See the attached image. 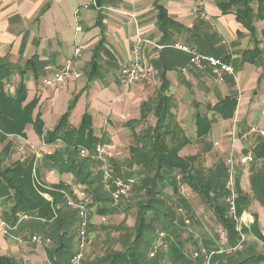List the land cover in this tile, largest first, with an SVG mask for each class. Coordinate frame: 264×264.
<instances>
[{
	"label": "crops",
	"instance_id": "obj_1",
	"mask_svg": "<svg viewBox=\"0 0 264 264\" xmlns=\"http://www.w3.org/2000/svg\"><path fill=\"white\" fill-rule=\"evenodd\" d=\"M96 1L98 8L90 4L91 0H0V62H6L11 71L4 81L5 91L14 95L22 83L26 87L27 102L33 97L38 99L32 113L34 117L41 114L45 130L52 129L58 121L61 113L54 114L52 108L61 95L64 94L66 108L71 97L80 94L76 115L70 111V126L78 127L84 112H88L99 140L97 144L103 145L108 156L114 158L127 156L130 147L135 145L127 121L140 118L144 110L145 122L153 123V107L158 93L164 91L172 96L171 111L183 135L189 139L179 153L194 156L192 167L195 172L208 173L211 170L214 175L216 156L225 161L234 157L236 161L233 162L241 166L239 157L250 151L253 153L251 168L245 166L238 169L237 175L232 173L237 196L246 197L245 192L250 193L251 183L261 179L259 176L264 166L263 158L254 154L256 148L264 144V137L249 133L250 126L264 130V18L253 16L255 34L252 35L235 20L233 12H221L216 3L218 0ZM252 5L256 10V4ZM159 6L166 11L162 22L157 19ZM137 34L164 47L157 49L147 42L140 51L141 59L154 66V81L128 84L121 80L118 70L121 64L132 58L131 48ZM174 43L192 46L203 54L227 58L232 64L233 75H226L223 82L216 83L209 69L200 71L188 65V55L170 47ZM75 47L81 48L75 60V68L81 76L60 86L42 84L51 75L52 68L73 55ZM253 47L260 50V55L253 62L242 60L244 50ZM225 96L236 98V109L231 118H222L207 107ZM50 100L51 112L44 108ZM196 111L211 121V128L203 137L195 135L193 121ZM24 128V136L5 134L4 140H0V151L7 142L10 143L9 157L5 162L27 159L25 153L28 151L31 153L29 157L34 158V152L39 151L43 157L35 164L33 160V166L40 183L49 186L62 182L70 190L74 189L73 196L76 197V189L83 184L76 183L72 173L60 170L45 159V155L53 152L59 144H44L31 124ZM123 147H127L126 153H123ZM14 156L18 157L15 159ZM135 169L139 170L138 164ZM223 183L224 179L219 186ZM189 191L192 193L190 188ZM260 195L252 208L244 205L243 213L249 215V222L244 224L247 243L244 242L237 251L243 252L242 258L254 253L264 254V240L251 230L256 218V230L264 236V217L259 216L264 194ZM43 196L48 197L47 194ZM184 196L193 206V196L187 193ZM2 211L4 206L0 200L1 215ZM97 217L98 214H94L91 218L92 225L96 224ZM32 220L20 221L12 234L26 240L27 264L37 260L44 263L48 260L43 249L45 245L33 243L30 239L43 231L39 226L35 227ZM17 244L22 241L18 243L11 236L0 233V255L18 260ZM225 260L227 262L222 264H235L239 258ZM254 264H264V261Z\"/></svg>",
	"mask_w": 264,
	"mask_h": 264
},
{
	"label": "trees",
	"instance_id": "obj_2",
	"mask_svg": "<svg viewBox=\"0 0 264 264\" xmlns=\"http://www.w3.org/2000/svg\"><path fill=\"white\" fill-rule=\"evenodd\" d=\"M216 3L222 13L233 12L235 20L252 35L255 34L253 16L255 15L258 19L264 18V0H218ZM252 4H256V10L253 9ZM158 8L157 19L162 22L166 18V11L161 6ZM260 53L257 47L244 50L242 60L253 62ZM222 59L228 61L227 58ZM262 68L264 75V65ZM10 73L8 64L3 61L0 62V140H4L5 134L24 136V127L27 124H31L44 144H59L53 152L45 155V159L49 160L60 170L72 173L77 182L88 188L93 198L92 204L96 205L97 213L114 214L115 208L111 206L113 198L110 194H105L102 183L97 182L93 178V168L96 165L95 157L91 154L87 156L79 155L80 148H85L91 152L99 142L91 125V115L88 112H84L76 128L70 126L68 122L70 111L77 100V94L72 102L68 104L67 109L53 128L45 130L41 114L37 113L34 117L32 113L38 99L33 97L31 101L27 102L26 87L22 83L19 84L14 95H10L5 91L4 81L9 77ZM171 101V95L166 94L164 91L159 92L156 104L153 107V123L147 124L145 122L147 116L144 110L140 118L129 120L126 123L132 131L133 139H135V145L130 147V153H132L130 160L134 161V163L142 164L149 170L152 167L155 168L154 175L151 177L152 185L147 189L146 197L138 202L137 221L135 223L137 227L135 236L132 239V245L124 250L109 252L106 256L95 259V261H91L88 264H147L150 258L166 256L170 257L172 264H189V260L185 258L186 252L181 247L180 241L173 238L174 236L177 237L174 232L175 226L172 224L174 219L173 210L157 195L162 194V192L156 189V184L160 182L162 186H165L164 173L166 171L164 172V170H167V172L177 171L180 182L185 183L192 192L201 194L202 198L206 200L210 197L209 193L211 191L216 199L226 193V189L224 191L222 188L223 185L213 190L210 179L204 182L195 174L196 172L192 167L194 156L180 155L179 150L189 143V139L183 135V130L175 120V116L171 111ZM207 107L211 108L222 118H231L236 109V98L225 96L213 106L207 105ZM193 122L195 123V135L197 137H203L211 128L210 119L199 111L195 112ZM137 128L139 129L137 130ZM256 149L257 151H254L255 156L262 157L264 160V144L259 145ZM9 152L10 143L7 142L0 151V200L3 204L7 202L10 204L7 213L4 215L5 221L14 226L18 221L19 214L30 215L34 221L33 225L42 228L43 235L50 238L52 242L51 249L46 251L50 264H71L75 249L70 250L69 245L64 241L68 233L66 225L70 222L68 221L70 216L64 215L62 213L63 207L58 206L64 203L65 199L62 192H70L69 186L62 184V182L49 184V186L37 182L36 185L32 176L34 158L6 163L5 160L8 158ZM262 169H264V166ZM216 179L218 178L216 177ZM169 183L178 207L181 206L191 214L192 209L187 198L178 192L176 178H170ZM237 185L238 180L236 182ZM43 194H47L50 200L44 197ZM209 201L208 203L215 210L217 221L220 222L222 228L227 232V244L234 246L239 240V236L234 231L235 222L227 216V209L224 206L216 203V201ZM245 201L246 197L244 195L237 196V214L240 215L243 212ZM68 207L70 208V206ZM253 221L252 233L254 232L260 239L264 240V236L256 230L258 221H256V218ZM156 223L161 225L162 231H165L164 242L168 251L167 254L159 252L155 256L150 257L145 254V249L150 244V237L142 239V236L145 230L151 229V224ZM77 230L78 227L76 233ZM243 231L246 232L245 227ZM223 256L221 254H213L209 264L227 262L226 260L224 261L225 257ZM230 258L231 256L227 259ZM195 259L198 264L204 263L202 257ZM260 261H264V254L254 253L240 259L235 264H254ZM0 264L20 263L9 255H0Z\"/></svg>",
	"mask_w": 264,
	"mask_h": 264
},
{
	"label": "rangeland",
	"instance_id": "obj_3",
	"mask_svg": "<svg viewBox=\"0 0 264 264\" xmlns=\"http://www.w3.org/2000/svg\"><path fill=\"white\" fill-rule=\"evenodd\" d=\"M75 95L77 97V100L75 102L74 107L71 109V111L73 110L74 112L73 115H76L75 114L76 110L79 108L77 104L78 102H80V98H79L80 94L75 93L68 102V103L72 102ZM51 107H52V101L50 100L48 101V103L46 104L44 108L46 111L49 110L51 112ZM66 109L67 107L65 108L64 94H62L60 99L57 101V104L55 105V107L52 108V111L54 112V114L61 113L58 118L59 120L61 115L65 112ZM10 142L13 143L12 140ZM13 145L16 148H18V146L15 145V143H13ZM122 149L124 151L123 153H126L125 150L127 149V147H123ZM109 152L111 154L112 151L109 150ZM17 153H19V151L15 152L16 155ZM25 154L27 155V158H31L29 157L31 154L30 151L26 152ZM14 157L16 159V157L18 156H14ZM216 157H217V161L214 162V165H217V167L215 168V171L213 172V174L215 173L214 175L211 174V170L208 171V173L206 171H203L201 173L196 172L197 176L200 177V179L203 180L204 182L208 181V179L211 180L212 185H213L212 186L213 190L218 189L219 185L221 184V181L224 179L222 188L225 191L226 184L228 181L227 179L228 174L232 172L234 175L235 174L237 175L238 169L242 170L241 168H244L245 166L246 167L248 166L251 168V166L253 165V163H251L248 165L240 164L241 166H238V164L234 163L236 161V158L233 157L232 160L234 161L233 162L234 165L232 166V164H230L229 162L230 159L225 161V159L223 160L222 158H219V156H216ZM95 159H96V165L93 168L94 169L93 174H92L93 178L97 182L102 183V187H103V190L105 191V194H110V191L106 189L105 183L102 182V169H100V167L103 161L98 158H95ZM12 162L14 161H9L8 163H12ZM104 162L108 164V167L111 169V174L114 178H121V177L124 179L133 178L136 183L134 184L132 190L129 192L127 196L123 197L118 203L113 201L111 206L115 208L114 214L97 213L95 204H94L95 206L91 208V206H93V204L91 203L93 201V198L88 188L85 185H82V186H79L78 189H76L77 192L79 190L84 191L90 200V204L87 205L86 212H87V220H89L88 232L91 237V242L82 250L81 252L82 257H81L80 264H88L91 261H95V259L106 256L107 254H109V252L116 251V250H124L128 246L132 245V241H133L132 239L135 236V229L137 227L135 223L137 221L138 202L141 201L144 197H146L145 196L146 191L148 188H150L153 182L151 180V177H153L154 175L155 168L152 167L149 170V168L142 166V164L134 163V161L130 160V153L127 156L120 155L119 158H114L113 155L112 157L111 156L109 157L107 154L104 158ZM137 164L139 165V170L135 169V166ZM34 168L36 167L33 166L32 168V171H33L32 176H33L34 183L37 185V182L40 183V181L38 180L37 171L36 169L34 170ZM263 171L260 173V176H259L261 177V179L256 182L251 183L250 193L245 192L247 200L245 201L244 205H246V207L249 206L252 208V206H254L252 204L255 203L259 197H261L260 194H264L262 192L264 188ZM164 172H165L164 173L165 186H162L160 182L156 184V189L162 192V194H157V195L163 201L167 203L169 208L173 210V213H174L173 221L176 219L178 220L176 221V223L175 222L172 223L175 226L174 232L177 236V237L174 236L173 238H176V240L180 241L181 247L183 248L184 252H186L185 258L189 260L188 263L198 264L196 259L193 257V251H196L200 248H204L205 250L209 251L212 248V246L214 248L225 246L219 237V232H220V229L222 228L220 227V224L216 219L215 210L210 206L208 201L209 200H210L209 202L216 201V203H219L220 205L224 206V208H226V193H224L223 191L224 194L217 197L216 199V197H213L214 194H212V191H211L209 193L210 197L208 198V200H206L202 198V195L197 192L190 193L188 186L184 183L185 188H184L183 193H181L180 191L178 192L181 195H184L185 193L192 195L194 198L192 200L193 206L196 209V211H194L195 209L193 208L192 204L189 203L192 209L191 214H189L186 210H184L186 214V219H188L189 221L188 222L189 224H186L183 222L182 218H179L177 216L178 213H177L176 207H178V205L176 203L175 196L172 195V188L169 183L170 178L172 179L176 178L177 182H179L178 180L179 174L177 171L167 172V170H164ZM212 176L218 177V179L213 178ZM76 183H79V182H76ZM73 192H74V189L71 188L70 192L69 193L67 192L66 194H68L69 197L74 200V202H78V199L75 196H73L74 194ZM46 198L50 200L49 197H46ZM64 199H65V195H64ZM65 201L64 203H61L63 207L62 213L64 215L70 216V220H68L70 222L67 223L66 225L68 233L64 241L67 242V244L69 245V249L73 250L75 249V245H76V242H75L76 241V229L78 227V223L80 219H79V214L77 213L76 209H73L70 207L72 209L71 211V209L66 205ZM9 205L10 204L8 202L6 204H3L4 211H2V215L4 219H5L4 215L7 213ZM261 205L263 207L260 206L261 212H259V216L264 217V205L263 204ZM94 214L96 215L98 214V217H97L96 224L92 225L91 218L94 216ZM246 216H249V215L246 214ZM103 218L105 220H102ZM151 225H152L151 229L145 230L144 235L142 236V239L150 237V244L148 248L145 249L146 256L148 255L150 256L149 252L152 247V242L155 240L154 238L157 236V234L160 231H162L160 224L156 223V224H151ZM163 232L165 233V231ZM40 233H43V232H40ZM18 236L21 239L22 244H17L19 247V251H20V255H19L20 257L18 260L16 259L15 260L20 264H27L29 261H27L25 258L26 250L24 248L26 247V243H25L26 240L23 238V236H20V235ZM164 240L165 239H163L162 237V243L164 244L161 245L157 253L163 252L167 254L168 249L166 250L167 245L164 242ZM51 246L52 245H48V246L45 245L43 247L45 253L47 250L51 249ZM237 251L232 252L231 254H225V255L221 254V255H224L223 257L225 258H228L229 256H231V258L229 259L230 261H233L232 258L236 260L237 258H239L240 260L242 259L244 255L242 251H239V252ZM48 260H46L44 263L38 260L37 262L34 261L32 263L33 264H50ZM168 263L172 264L169 256L162 257V258H157V257L150 258L147 262V264H168Z\"/></svg>",
	"mask_w": 264,
	"mask_h": 264
},
{
	"label": "built area",
	"instance_id": "obj_4",
	"mask_svg": "<svg viewBox=\"0 0 264 264\" xmlns=\"http://www.w3.org/2000/svg\"><path fill=\"white\" fill-rule=\"evenodd\" d=\"M90 4L94 6L95 8H98L97 1L91 0ZM133 17V16H132ZM206 17V16H205ZM207 18V17H206ZM135 41L133 42L131 52H132V58L127 61L124 64H121L118 70L119 77L122 81L128 84L132 83H147V82H153L154 81V74L155 69L154 66H152L149 62H144L141 59V48L144 44L147 42L152 43L157 49H160L164 47L163 45L154 44L152 41L148 40L146 37H142L140 34H137ZM171 48L180 50L188 55V65H193L200 71H204V69H209L213 78L215 79L216 83H221L224 81V77L226 75H233V67L232 64L229 61L223 60L221 57H216L209 54H203L199 50H196L192 46H187L181 43H174L170 46ZM81 48L75 47L73 51V55L66 58L63 63L60 64V66L52 68L51 75L46 77L42 81V84L45 86H60L66 84V82L75 77H80L81 73L75 68V60L80 55ZM255 133L262 137H264V130L260 129L258 126H250L249 127V133ZM88 154L93 155L95 158H98L102 160V165L100 169H102V182L105 183L106 189L110 191V196L113 198L114 202H119L123 197L127 196L129 192L132 190L134 184L136 183L133 178H114L111 174V169L108 167V164L104 162V158L107 155V149L101 145L97 144L91 152H89L85 148H80L79 155L81 156H87ZM34 164L37 160H40L43 156L39 151H35L34 154ZM254 155L253 153L247 152L242 154L239 157V163L243 165L251 164L253 161ZM230 164H233L232 158H229ZM179 178V176H178ZM228 181L226 184V208H227V216L235 222L234 231L239 236V240L234 246H229L227 244L228 236L225 229H220L219 237L221 241L224 243V247H218V248H211L209 251L205 250L204 248H200L196 251H193V257H202L204 263L203 264H209L211 256L213 254H231L232 252H235L239 250V248L242 246V244L246 240V236L244 235L243 228L245 227L244 224L246 222H249L248 217L243 212L239 215L237 214V207H236V201H237V193L235 188V178H233L232 172L228 174ZM179 180V179H178ZM184 183L178 182V191L183 193L184 191ZM76 198L78 199V202H74L72 198L69 197L68 194H65L66 203L68 206H70L73 209H76L77 213L79 214V223H78V230L76 233V246L73 253V257L71 259V264H80L81 261V252L82 250L91 242V237L88 232V223L89 220H87V205L90 204V200L87 197V194L84 191L79 190L76 194ZM178 217L182 218L183 222L186 224H189L188 219H186L185 209H183L181 206L176 207ZM31 218L30 215L27 214H21L18 216V221L14 226H11L8 222L5 221L3 218V215L0 213V233L4 236H11L13 239H15L18 243L21 242V240L17 237H15L12 234V230L16 228L17 224L22 219H28ZM102 220H105L104 218ZM178 221L177 219L173 222L176 223ZM162 237L164 239L165 233L163 231H160L157 236L154 238L155 240L152 242V247L150 249V257H153L157 254L159 248L162 243ZM31 241L33 243L43 244V245H51L50 238L44 236L43 234L37 233L33 236H31ZM169 264V263H168Z\"/></svg>",
	"mask_w": 264,
	"mask_h": 264
}]
</instances>
